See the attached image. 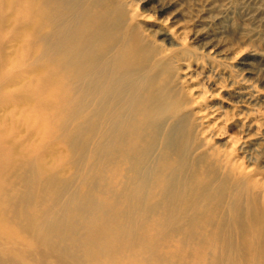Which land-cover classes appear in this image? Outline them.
Instances as JSON below:
<instances>
[{
  "label": "bare ground",
  "instance_id": "6f19581e",
  "mask_svg": "<svg viewBox=\"0 0 264 264\" xmlns=\"http://www.w3.org/2000/svg\"><path fill=\"white\" fill-rule=\"evenodd\" d=\"M139 1L0 0V264H264V0Z\"/></svg>",
  "mask_w": 264,
  "mask_h": 264
},
{
  "label": "rangeland",
  "instance_id": "374dc122",
  "mask_svg": "<svg viewBox=\"0 0 264 264\" xmlns=\"http://www.w3.org/2000/svg\"><path fill=\"white\" fill-rule=\"evenodd\" d=\"M181 1H186V6H190L192 9L191 13H188V15L196 13V8L204 4V2H197L195 3L192 0H150L149 2H145L144 0L139 1L140 7H143L142 9L146 12H152L157 18L166 19L170 14L171 11H174L173 9L177 7V3ZM243 12H232L227 14L223 18H219L216 20L215 29L223 30V33H220V35H227V37H232L234 35H237L238 32L247 31L250 27H252V24H245L243 27L242 24V18L245 17L243 15ZM200 15H204V12L201 11ZM241 22V25H240ZM254 24V23H253ZM261 29L262 32H264V22L258 27ZM159 35V34H157ZM228 41V40H227ZM167 42V41H166ZM228 43V42H227ZM253 44H256V42H250L244 43V47L246 50H250L253 47ZM257 46V44H256ZM261 51L264 52V45L257 46ZM264 55V54H262ZM255 56V55H254ZM261 58L260 55H256V57ZM263 61V62H262ZM263 63V64H262ZM257 64V65H256ZM257 66V67H256ZM252 71L256 72L257 74L255 76H259L262 80V84L264 85V60L255 62L252 68ZM211 85V84H210ZM213 85V83H212ZM212 90L218 91L219 88L215 85L211 87ZM224 94V91H220L218 93V96H221ZM235 128L232 127L231 130H234Z\"/></svg>",
  "mask_w": 264,
  "mask_h": 264
}]
</instances>
